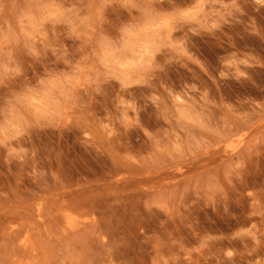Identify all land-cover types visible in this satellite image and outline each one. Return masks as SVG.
<instances>
[{
	"label": "rangeland",
	"instance_id": "374dc122",
	"mask_svg": "<svg viewBox=\"0 0 264 264\" xmlns=\"http://www.w3.org/2000/svg\"><path fill=\"white\" fill-rule=\"evenodd\" d=\"M0 264H264V0H0Z\"/></svg>",
	"mask_w": 264,
	"mask_h": 264
}]
</instances>
